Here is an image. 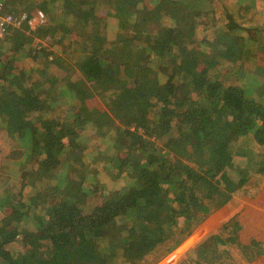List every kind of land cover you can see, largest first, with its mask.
I'll use <instances>...</instances> for the list:
<instances>
[{"label": "trees", "instance_id": "trees-1", "mask_svg": "<svg viewBox=\"0 0 264 264\" xmlns=\"http://www.w3.org/2000/svg\"><path fill=\"white\" fill-rule=\"evenodd\" d=\"M228 3L234 13L223 0H37L44 23L30 27L26 13L7 27L0 128L24 152L0 190V264H147L264 164V71L247 82L251 69L237 68L264 54V34H248L264 0ZM169 10L181 22L153 20ZM104 26L116 40L99 36ZM45 38L69 76L53 79L45 61L33 70ZM103 166L114 189L96 185ZM210 223L168 264L211 243ZM18 238L25 248L6 252Z\"/></svg>", "mask_w": 264, "mask_h": 264}, {"label": "rangeland", "instance_id": "rangeland-1", "mask_svg": "<svg viewBox=\"0 0 264 264\" xmlns=\"http://www.w3.org/2000/svg\"><path fill=\"white\" fill-rule=\"evenodd\" d=\"M6 5L10 4V5H15V7H17L16 9L19 10V13H28L31 15V18H35V20H37V13L39 10L36 9L35 4L37 2V0H3ZM229 0H223V2L225 3V7L227 10H231L232 13H234L233 8L230 7V4L228 3ZM232 2L234 0H231ZM255 1V0H254ZM23 3L22 6L19 7L18 3ZM262 7L258 8L259 11V18L256 20L258 23L257 25H250L251 27H256L258 28V30L253 31L251 33H248L250 36L254 37L255 34H258L260 36V38H262V33L264 34V15H263V10L261 9ZM166 12V11H165ZM164 11L162 13H157L154 17L153 20L155 19L156 21H159V23L161 24H165V25H174L175 23L178 24L180 21L178 14L176 15V13L171 12L169 10V14L165 13ZM17 13V14H19ZM141 18H146V13H141V15H139ZM33 21V20H32ZM35 22L37 21H33L34 24H36ZM107 24L110 25V22H107ZM103 25V24H102ZM35 26V25H34ZM154 29V28H153ZM117 28L112 29V27H103L101 29V33H100V37L104 38V40H108L107 42H110L111 40H116L117 38ZM27 34H29V31H26ZM31 37V36H29ZM59 40V39H57ZM3 41V40H2ZM50 41H52L51 39L45 38L42 40H39V42L41 43V45H38L36 48V51L38 52L36 60L34 62H31V65L33 67V70H35L38 73V68H40V64H44L43 62H47L45 66L48 73L52 75L53 79H60L62 77H64V75L69 76V70H63L60 69L59 67H57L58 65H56L54 63V58L55 55L59 52L58 46L54 45V48L52 50L53 51L52 57L47 58V56L49 55V47L48 45L50 44ZM4 42V46L7 44L6 40L3 41ZM0 44H1V40H0ZM56 44V42H55ZM249 46H247V48L249 49L250 54H256L260 51L263 50L262 48H259L258 50L256 49V47H254L253 45H251L250 42H248ZM256 46V45H255ZM51 48V46H50ZM248 49H244V54L245 56L248 53ZM87 51V50H86ZM77 55H81V53H78ZM259 56L263 57L264 54L262 52H260L258 54ZM258 60V62L252 64L250 61H244L241 62L238 66L240 67H245L247 69H251V72H249L247 74L246 81L248 82L249 79L252 78H257L256 73L257 70L259 71H264V59ZM30 64V63H29ZM64 68V67H63ZM255 69V70H253ZM63 70V71H62ZM72 70V69H71ZM171 73V71L169 72ZM162 76L160 77L161 81H163L166 76L161 74ZM245 81V80H244ZM245 81V82H246ZM102 103V105H105V102L102 101V95H98L96 96V99H93L92 102L93 104L96 103ZM110 101V100H109ZM108 102V99H107ZM91 135H95V134H91ZM23 148L20 146H18L17 144H15V142H13L6 134L5 130H3L2 128H0V190H2L5 187H10L12 184V179L14 178V176L16 175L17 169H16V161L19 160L22 156H23ZM81 156L83 157V159L86 161L87 158L85 157V155L82 153ZM257 158V157H256ZM255 160V159H254ZM257 160V159H256ZM255 160V161H256ZM263 165V164H262ZM261 165V166H262ZM110 171L106 168V166L100 167L99 168V172L98 174H96L98 177V181L96 182V185H98L99 187H101L102 190L108 191L110 189H114V187L116 186V182L114 180L111 179L110 176ZM255 172H253L254 174ZM252 174L248 177H245L243 179H240L238 181L235 182V184L231 187V189H229L228 191H226L225 196H223L222 199H219L218 203L214 206H212V204L210 205L211 207H209L207 210H205L202 215L195 221V223L188 227L184 233L180 236H178L169 246L168 248L164 251L163 254H161V256L157 259H155L154 261L150 262L149 264H155L157 263L161 258L167 257L168 255H171V253L178 247L177 245L181 242V241H186L189 235L188 229L191 227H194V229H200L201 227H203L204 225H206L207 222L211 221V224H213L216 220H218L219 217V213H217V211L225 204L227 203V201L231 198L230 195H233L234 193L238 192V190H243V191H248L249 189L251 190V185L253 184L252 190L257 186V183H254L256 180H252L249 181L255 177H253ZM25 179H28L27 176L24 177ZM250 182V183H249ZM246 184H249V187L246 188ZM8 187V188H9ZM96 194L98 195V189H95ZM82 195V194H81ZM82 197V196H81ZM95 197V196H94ZM96 199L95 198H90L89 196L87 197L86 201L87 204L89 206H91L93 203H95ZM196 226V227H195ZM193 229V228H192ZM210 229V228H209ZM208 229V230H209ZM191 230V229H190ZM189 230V231H190ZM188 234V235H187ZM182 243V242H181ZM180 243V244H181ZM173 246H176V248L174 250H172ZM6 252H9L14 255L15 253L22 251L25 247L24 244L20 241V238H18L15 241L10 242L6 247ZM194 252V251H193ZM192 252V255H196L195 253ZM191 254V251L190 253Z\"/></svg>", "mask_w": 264, "mask_h": 264}, {"label": "crops", "instance_id": "crops-1", "mask_svg": "<svg viewBox=\"0 0 264 264\" xmlns=\"http://www.w3.org/2000/svg\"><path fill=\"white\" fill-rule=\"evenodd\" d=\"M252 176L255 178L249 181L257 179L254 182L257 187L252 190V184L251 190L230 195L227 203L217 211L220 214L218 220L208 225L209 231L215 234L213 241L186 264H264V164ZM230 208L232 210L228 213ZM195 230L194 227L189 228L188 237L194 235ZM193 241L186 240L184 249H188ZM171 256L172 253L156 264H168L174 258Z\"/></svg>", "mask_w": 264, "mask_h": 264}, {"label": "built area", "instance_id": "built-area-1", "mask_svg": "<svg viewBox=\"0 0 264 264\" xmlns=\"http://www.w3.org/2000/svg\"><path fill=\"white\" fill-rule=\"evenodd\" d=\"M3 8V2L2 0H0V40L3 37L7 31V27L10 25L13 29H17L20 28L23 20L26 18V13H19V14H12L10 12H3L2 11ZM37 21L35 22L36 24H41L44 23L45 21V16L41 11H38L37 13V20H35V18H31L28 20V24L30 25V27H34L33 21Z\"/></svg>", "mask_w": 264, "mask_h": 264}]
</instances>
